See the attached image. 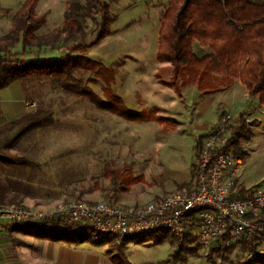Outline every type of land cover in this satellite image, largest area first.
I'll use <instances>...</instances> for the list:
<instances>
[{
  "label": "rangeland",
  "instance_id": "rangeland-1",
  "mask_svg": "<svg viewBox=\"0 0 264 264\" xmlns=\"http://www.w3.org/2000/svg\"><path fill=\"white\" fill-rule=\"evenodd\" d=\"M25 1L0 0V38L9 34L14 15ZM106 1L114 17L110 32L88 48L86 56L113 69L111 91L121 98L129 117L101 110L86 98L66 94L49 80L20 82L27 98L36 102L33 111L42 108L53 112L51 124L27 133L4 150L17 161L9 172L20 184L18 190L26 206L51 209L71 199L143 204L156 196L183 190L177 184L191 177L198 132L192 126L195 117L191 106L187 107L196 92H187L190 88L198 90L190 81L181 89V98L175 95L170 85L171 65L156 60L159 28L171 0ZM66 4L67 0H39L34 12L44 15L45 22L36 34L61 27ZM94 28L95 23L88 20L87 41L94 38ZM0 47L6 57L34 61L53 60L66 53L61 45L22 49L19 43L10 47L8 42H1ZM75 76L97 96L107 99L106 85L97 75L77 71ZM256 99L261 109L252 112L234 114V107L228 112L218 111L221 118L231 116L230 128L243 117L252 133L250 140L242 144L245 167L239 174L240 183L249 189L264 187V106ZM244 102L236 92L232 104ZM150 113L155 120L146 117ZM7 123L1 124L0 130ZM118 168L127 169L133 178L141 177L140 181L126 191L120 184L114 193L104 173ZM82 243L100 252L101 264H173L175 247L172 249L161 232L145 234L126 247H121L125 241L118 245L108 237L88 241L84 235ZM187 247V262L183 264L246 261V250L240 245H232L224 253L196 244ZM259 249L264 250V244Z\"/></svg>",
  "mask_w": 264,
  "mask_h": 264
},
{
  "label": "trees",
  "instance_id": "trees-1",
  "mask_svg": "<svg viewBox=\"0 0 264 264\" xmlns=\"http://www.w3.org/2000/svg\"><path fill=\"white\" fill-rule=\"evenodd\" d=\"M38 1L24 2L23 8L14 15L9 34L0 38V43L8 42L10 47L19 43L22 49L61 45L66 53L53 60L34 61L6 57L0 47V89L15 81L49 80L66 94L86 98L101 110L129 117L121 98L111 91L113 69L86 56L87 49L110 32L114 17L107 1L67 0L62 26L49 33L36 34V30L45 22L44 15L38 16L34 12ZM88 20L95 23L92 31L95 35L90 41H87ZM156 59L171 65L170 85L180 98L181 89L190 81L200 90L211 93L219 90L222 82L237 79L245 86L247 93L258 98V102L264 106V0H171L159 28ZM77 71L92 72L101 78L106 85L107 99L97 96L77 78ZM52 114L50 109L38 108L9 121L0 130V205L26 206L18 190L20 184L12 179L9 172V167L15 166L17 161L4 150L14 146L27 133L51 124ZM146 117L149 120L156 118L151 113ZM131 119L138 120L135 117ZM251 135L247 121L239 117L238 123L230 129L227 147L240 151L243 142L249 141ZM199 147L200 141L195 154ZM104 176L109 178L114 193L120 184L121 189L126 191L141 179L133 178L125 168L107 169ZM178 187H189V184L182 183ZM47 224L43 222L31 227H37L54 239L62 238L65 233H73L59 229L55 221L49 227ZM76 234L78 241L82 242L84 233ZM163 236L175 247L171 255L172 263L187 262L188 247L169 233H163ZM227 237L225 235L210 247V251L224 253L230 249L231 246L225 244ZM244 248L254 255L251 262L246 259L239 264H264V254L256 252L250 244Z\"/></svg>",
  "mask_w": 264,
  "mask_h": 264
},
{
  "label": "built area",
  "instance_id": "built-area-1",
  "mask_svg": "<svg viewBox=\"0 0 264 264\" xmlns=\"http://www.w3.org/2000/svg\"><path fill=\"white\" fill-rule=\"evenodd\" d=\"M26 105L36 108V102ZM230 115L220 117L203 137L195 154L190 189L170 192L143 204L71 199L51 209L0 205V223L25 226L58 223L67 232L84 233L88 241L108 237L121 245L126 239L154 232L169 233L185 246L212 247L225 235L228 246L252 245L264 254V187L244 189L237 178L245 167L242 150L227 147ZM253 252L246 251L251 262Z\"/></svg>",
  "mask_w": 264,
  "mask_h": 264
},
{
  "label": "crops",
  "instance_id": "crops-1",
  "mask_svg": "<svg viewBox=\"0 0 264 264\" xmlns=\"http://www.w3.org/2000/svg\"><path fill=\"white\" fill-rule=\"evenodd\" d=\"M190 85L195 86L198 90L197 92L190 88V92H187H196L195 98L187 102V107L191 106V112L195 117L192 126L198 132L194 145L195 150L197 143L200 141L201 145L203 137L220 118L218 111L220 113L223 111L228 112L234 107L236 111L234 114H238L243 111L248 113L258 108L261 109L257 99L251 97L245 86L237 79L222 82L219 90L211 93L200 90L195 84ZM172 89L176 95L173 87ZM236 92H239L244 99L243 104H232ZM27 100L31 99L27 98L24 87L19 81L0 89V125L33 111L26 105ZM193 170L194 168L191 171L190 179L179 182L177 187L186 182L189 186H192ZM237 181L240 187L249 189L247 186H242L239 177ZM184 188L188 187L181 189ZM160 196L162 195L156 197ZM15 224L0 223V264H101L100 252L94 247H87L79 242L76 233H70L71 235H67L69 237L67 239L65 235L60 239H54L52 235L48 236L46 233H42L37 227L22 224L17 226ZM141 236L126 239L121 247L132 244ZM104 264L112 263L105 261Z\"/></svg>",
  "mask_w": 264,
  "mask_h": 264
}]
</instances>
